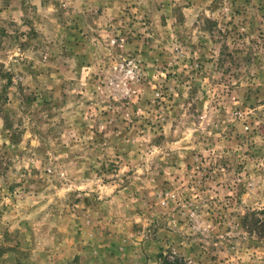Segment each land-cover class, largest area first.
Here are the masks:
<instances>
[{
  "label": "rangeland",
  "instance_id": "obj_1",
  "mask_svg": "<svg viewBox=\"0 0 264 264\" xmlns=\"http://www.w3.org/2000/svg\"><path fill=\"white\" fill-rule=\"evenodd\" d=\"M0 65V264H264V0H0Z\"/></svg>",
  "mask_w": 264,
  "mask_h": 264
},
{
  "label": "trees",
  "instance_id": "obj_2",
  "mask_svg": "<svg viewBox=\"0 0 264 264\" xmlns=\"http://www.w3.org/2000/svg\"><path fill=\"white\" fill-rule=\"evenodd\" d=\"M211 31V27L208 28ZM231 57L230 53H225L224 50L221 51L219 59H218V65L220 67L225 66L226 62H228V58ZM2 65H0L1 67ZM2 76L4 75V78H7V83H5L4 91H6L9 86L12 85V76L8 71H3L4 69L1 68ZM1 75V74H0ZM5 98H8L5 96ZM2 106V104H0ZM8 120L6 119V122ZM9 128L12 127L11 124H7ZM242 226L246 229V232L249 234L250 238L255 239L258 242L263 243L264 245V207L262 208H253L250 209L243 217H242Z\"/></svg>",
  "mask_w": 264,
  "mask_h": 264
}]
</instances>
